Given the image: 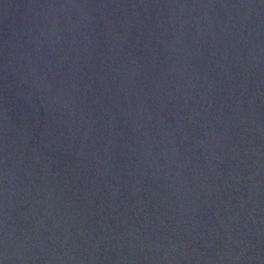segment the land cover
<instances>
[{"label": "water", "instance_id": "1", "mask_svg": "<svg viewBox=\"0 0 264 264\" xmlns=\"http://www.w3.org/2000/svg\"><path fill=\"white\" fill-rule=\"evenodd\" d=\"M0 264H264V0H0Z\"/></svg>", "mask_w": 264, "mask_h": 264}]
</instances>
